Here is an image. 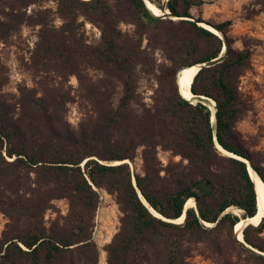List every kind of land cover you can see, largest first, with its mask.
Returning a JSON list of instances; mask_svg holds the SVG:
<instances>
[{"label": "trees", "instance_id": "1", "mask_svg": "<svg viewBox=\"0 0 264 264\" xmlns=\"http://www.w3.org/2000/svg\"><path fill=\"white\" fill-rule=\"evenodd\" d=\"M55 1L60 26H49L43 11L29 17L41 26L33 67L46 78L76 75L85 118L79 128L70 126L72 95L62 86H46L41 95L22 88L15 102L0 95V212L8 217L0 264H99L93 232L101 188L123 212L105 245L108 264H188L199 245L215 264H264V216L243 229L253 249L235 234L241 220L258 213L249 164L263 182L264 164L236 129L239 80L252 51L232 48L231 20L213 24L221 37L192 14L204 0H150L178 19L153 14L146 0ZM6 2L5 16L24 22L19 10L27 0ZM81 18L100 30L96 43L87 42ZM214 59L191 84L195 95L215 101L212 110L206 100L182 95L177 72ZM143 74L157 80L150 101L140 91ZM139 149L143 173L129 163ZM160 149L180 160L163 166ZM59 199L68 201V213L48 226L46 214ZM191 199L196 204L185 211ZM184 212L183 222H175Z\"/></svg>", "mask_w": 264, "mask_h": 264}, {"label": "rangeland", "instance_id": "2", "mask_svg": "<svg viewBox=\"0 0 264 264\" xmlns=\"http://www.w3.org/2000/svg\"><path fill=\"white\" fill-rule=\"evenodd\" d=\"M160 1L162 5L167 2V0ZM6 3V0H0V19L4 23L0 25V83H4L0 95H7L15 102L21 97L22 88L36 89L38 95H41L46 86H62L72 95L67 105L66 120L72 128H79L85 114L79 105L77 96L79 90L77 76L57 75L46 78L33 67V53L37 47L41 26L35 25L29 17L43 11L45 15H48L49 26H60L63 21L56 12V1L27 0L19 10L26 19L24 22H18L15 18L5 16L4 12L11 11ZM191 11L194 18H202L210 26L231 20L232 23L227 29V37L231 41L232 48L235 50L249 48L252 51L250 64L239 80L242 114L236 122V129L247 148L259 155L264 164V0H204L202 5L194 6ZM80 21H84L81 30L87 42L96 43L100 38V30L84 18ZM121 27L129 32L135 30L134 26L125 23ZM156 58L158 62H164L160 51L156 52ZM88 73L94 78L100 76L99 72L92 69H88ZM142 76L139 82L140 91L145 95L146 100L150 101L157 87V80L154 75L143 74ZM158 156L163 166L180 160V156H174L171 152L162 149L159 150ZM130 166L134 172L143 173L142 149H139L138 156L134 162H130ZM98 191L100 201L94 219L93 238L100 252L99 264H108L105 245L120 229L123 212L115 196L103 188ZM68 210L69 204L66 199L54 201V208L50 209L45 217L47 225L51 226L60 215H66ZM230 210L239 213L237 209ZM7 222L8 217L0 212V235ZM243 222L244 220H241L236 225L237 231L242 228ZM239 237L242 239L241 234ZM201 247L202 245L193 247L186 262L188 264H215L211 258L201 252Z\"/></svg>", "mask_w": 264, "mask_h": 264}, {"label": "bare ground", "instance_id": "3", "mask_svg": "<svg viewBox=\"0 0 264 264\" xmlns=\"http://www.w3.org/2000/svg\"><path fill=\"white\" fill-rule=\"evenodd\" d=\"M147 3H148V6L150 7V9L154 12V14L156 13V15H158V14L164 15L168 11L167 9L165 11L161 10L157 5H155L154 3H152L148 0H147ZM160 15H158V16H160ZM202 24L218 33V31L216 29L212 28L211 26H209L205 23H202ZM224 51H225V47H224L223 53H224ZM198 69H199V67L197 65H193V66L186 67V68L182 69L181 74H180L181 80H182V85H183L182 86L183 87V93L187 97V99H190L193 102H195V99H194L195 94L191 93L190 86L192 84V81H193L195 75L198 72ZM206 101L209 104V106L214 110L215 109L214 100L209 97V99ZM117 162H115V163H117ZM250 172L252 175V179L256 183L258 196H259V207H260V209L258 210V213L254 217H251L252 222L257 224V223H259V221L261 220V218L264 215V183L259 179L257 174H255V172L252 169H250ZM195 204H196L195 201L191 199V200L187 201L186 207H192V206H195ZM183 220H184V215H182L178 219H175L174 221L177 223H181V222H183ZM239 239H240V237H239Z\"/></svg>", "mask_w": 264, "mask_h": 264}, {"label": "water", "instance_id": "4", "mask_svg": "<svg viewBox=\"0 0 264 264\" xmlns=\"http://www.w3.org/2000/svg\"><path fill=\"white\" fill-rule=\"evenodd\" d=\"M149 1V0H148ZM146 4H147V6H148V3H147V0H146ZM148 8H149V6H148ZM168 11H167V13L166 14H164L163 16L164 17H167V16H170L171 18H175V19H178V17L177 16H175V15H173L171 12H170V10L169 9H167ZM154 14V13H153ZM156 15V14H155ZM202 23H205L204 21H199V24L200 25H202ZM206 24V23H205ZM207 25H209V24H207ZM202 26H204V25H202ZM210 26V25H209ZM205 27V26H204ZM212 28H214V29H216L215 27H213V26H211ZM217 30V29H216ZM218 31V30H217ZM218 34L221 36V37H223V34L221 33V32H219L218 31ZM224 47H225V50L227 49V44L225 43L224 44ZM219 59H214L211 63H204V64H199V65H197L198 67H199V69H201V67L202 66H210V65H212L214 62H216V61H218ZM184 69V68H183ZM199 69H198V71H199ZM181 71H182V69H180L178 72H177V83H178V86H179V89H180V91H181V93H182V95L184 96V97H186L185 95H184V93H183V85H182V80H181ZM193 82V81H192ZM190 91H191V93H193L192 92V90H191V86H190ZM187 98V97H186ZM194 99H195V101L196 102H198L200 99L201 100H208L209 98L208 97H205V96H202V95H195V97H194ZM190 100V99H189ZM215 102V101H214ZM210 107V106H209ZM211 108V107H210ZM212 109V108H211ZM212 122H215V113L213 114V117H212ZM231 155H233V156H235V157H237L236 155H234V154H232L231 153ZM129 163H130V161H129ZM250 169H252L253 170V168L251 167V165L249 164V172H250ZM254 171V170H253ZM255 172V171H254ZM255 174H257L256 172H255ZM250 175H251V172H250ZM257 176H258V174H257ZM251 177H252V175H251ZM259 177V176H258ZM259 179L261 180V178L259 177ZM262 181V180H261ZM263 182V181H262ZM134 183H135V186H136V181H135V178H134ZM264 183V182H263ZM140 196L143 198V196H142V194L140 193ZM144 199V198H143ZM144 202L145 203H147L148 204V202L144 199ZM186 206H185V211H186ZM260 209V207H259V203H258V210ZM154 211V210H153ZM157 215H158V213L157 212H155ZM184 218H185V216H186V212H184ZM264 216V215H263ZM262 219V218H261ZM261 221V220H260ZM259 221V222H260ZM250 223H253L252 222V220H251V217H247L246 219H244V223H243V226H242V228L239 230V231H237L236 229H235V234H236V237H237V239L240 241V242H242L243 244H245L247 247H249V248H251V249H253L250 245H248L246 242H245V240H244V234H243V229H244V227L245 226H247L248 224H250ZM258 224V223H257ZM242 235V239H239V235ZM256 251V250H255Z\"/></svg>", "mask_w": 264, "mask_h": 264}]
</instances>
